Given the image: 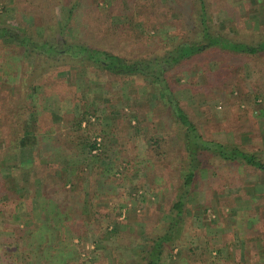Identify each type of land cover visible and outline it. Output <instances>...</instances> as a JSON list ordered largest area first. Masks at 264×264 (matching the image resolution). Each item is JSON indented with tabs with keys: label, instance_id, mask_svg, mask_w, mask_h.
<instances>
[{
	"label": "rangeland",
	"instance_id": "rangeland-1",
	"mask_svg": "<svg viewBox=\"0 0 264 264\" xmlns=\"http://www.w3.org/2000/svg\"><path fill=\"white\" fill-rule=\"evenodd\" d=\"M207 4L222 31L242 39L264 34V0ZM27 7L29 14L21 11ZM192 10L191 0H83L68 35L70 40L105 35L102 45L125 57L159 55L174 40L193 35ZM61 11L56 7L55 13ZM18 16L39 32L43 17L52 18L43 0L32 6L0 0V23L16 27ZM114 22L125 26L105 34ZM56 40L63 48L65 40ZM10 51L9 41L0 39V264H42L33 251L20 258L30 237L27 227L43 236V259L49 264H143L138 239L170 219L186 164L182 129L169 107L145 78L93 64L57 69L24 95L18 58ZM165 75L204 138L264 158V53L210 47ZM19 106L26 116L17 115ZM21 123L26 145L17 138L20 132L12 131ZM32 159L45 178L78 187L38 204V186L18 187L16 173L22 172L13 167ZM201 160L164 264H264V170L210 155ZM29 175L20 183H37L34 173ZM54 197L65 202L61 211L53 209ZM68 230L82 250L67 255ZM52 235L58 237L55 249ZM126 238L133 243L126 244Z\"/></svg>",
	"mask_w": 264,
	"mask_h": 264
},
{
	"label": "trees",
	"instance_id": "trees-1",
	"mask_svg": "<svg viewBox=\"0 0 264 264\" xmlns=\"http://www.w3.org/2000/svg\"><path fill=\"white\" fill-rule=\"evenodd\" d=\"M20 1H24V3L30 6L34 3V0H10L12 5H19ZM82 2L83 0H43L44 6L48 7L52 18L47 19L46 16L43 17L42 32H39L33 25H30L29 20L18 16L15 19L17 22L16 27L8 23H0V39L9 41L11 55L13 54L16 59L18 58L19 68L17 70L18 72L20 71V75L22 74L19 84L21 88L24 87L23 94L26 91H32L31 88L35 87L36 89V85L41 80L47 78V75H51L57 69L76 66L79 63L80 65L93 64L117 75L141 76L145 78L149 82V85L154 88L159 98L169 107L173 119L182 129V144L186 155V164L183 166L182 172V186L177 192V199L171 205L170 219H165L161 224L155 225L151 233L145 236L144 239H138V242H142V245L139 243L141 246L139 248V256L143 264H164L175 247L185 201L191 191L196 172L202 163V156L210 155L224 161L241 162L245 165L264 170V158H261L257 154L237 145H229L204 138L199 132L197 125L179 104L165 73L174 66L210 47L248 55L264 53V34L257 36L259 39L257 37L242 39L239 36L237 37L222 31L213 23L210 17L208 0H191L193 10L189 22L192 24L193 35L174 40L159 55L125 57L114 53L111 48L102 45V40H107V36L105 35L100 38L96 37L93 40H83L81 38L69 39L68 29ZM56 7L62 10L60 14L55 13ZM92 9L93 7L90 6L89 11ZM21 11L28 14L32 12V10H28V7ZM104 13L108 16L109 10L102 8V14ZM60 18L62 19L60 20ZM124 24L123 22L109 23L105 28V34L115 33L119 29L124 28ZM58 37L65 40L63 48L59 46L60 42L56 40ZM18 109L17 115L23 117L27 115L26 108L19 106ZM25 124L27 128L28 123ZM24 130L25 128L22 123L12 128L15 136L20 132L17 138L20 143L26 145V141L29 139L28 135H24V133L22 135ZM90 146L91 149L94 147V145ZM13 167H16V171L19 173L22 172V174H19L20 176L16 173L18 181L16 184L18 187H22L23 184H33V187L34 185L38 186L40 195L37 196V203L39 204L40 202L42 206H44L46 201L50 200L51 194L59 192L69 193V191L78 187V183H70V187L67 188V183H56L53 177L49 179L45 178L44 174L37 171L39 170V163L35 159H32L31 162L15 164ZM31 172L34 173L37 183H20L21 177L23 179L26 175L27 179L30 180L29 173ZM73 194H68V199ZM53 200L55 203L53 209L61 211L63 207L62 203L65 205V202H62V199H58L57 197H54ZM61 216H67V214ZM86 222L91 221L86 220L83 223ZM62 223L66 225L69 223V220L65 218ZM47 224L48 222L45 223V226ZM115 229L113 230L115 231ZM25 231L30 237H28V243L25 244L26 247L21 250L20 258L25 259L29 255V251H33L37 261L40 258L42 264H49V262H45L43 259L42 252L45 250V243L41 242L44 240L43 236L38 237L32 234L31 232H34L33 228L27 227ZM69 232L68 230L63 236L65 242H63V238V241L61 240L64 243L63 249L67 255L72 250L74 252L82 250V247H79L78 243L74 244L72 242L73 235ZM26 233L20 235L17 240L25 238ZM77 236L79 239L82 238L81 234ZM48 237L50 238V235ZM51 237L55 239V243L53 244V248L55 249L57 248L56 241L58 237L54 235ZM124 237V234H120L118 238ZM126 241V244L133 243L130 238H126ZM25 250H28V252L25 253ZM54 252L56 253L57 251Z\"/></svg>",
	"mask_w": 264,
	"mask_h": 264
}]
</instances>
